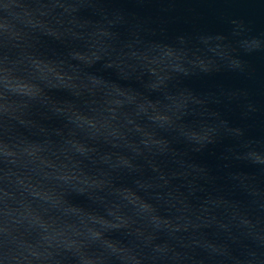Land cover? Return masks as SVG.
Listing matches in <instances>:
<instances>
[{
    "label": "water",
    "instance_id": "water-1",
    "mask_svg": "<svg viewBox=\"0 0 264 264\" xmlns=\"http://www.w3.org/2000/svg\"><path fill=\"white\" fill-rule=\"evenodd\" d=\"M106 6L150 18L153 21L152 27L164 29L159 38L166 43L175 44L177 48L157 47L151 51L123 53L119 49L127 35L126 31L121 29V39L117 41L108 29L97 27V6L89 3V0H38L35 3L30 0H0V105H12L27 95H39V89L32 85L35 79L49 82L53 80L58 86L79 87L75 84L76 76L63 69V62L57 65L40 57L70 53L72 69L88 68L104 77L89 78L84 86L93 93H105L107 111L112 114L113 119L118 118V115L123 117L121 111L126 105L137 103V97L126 88L140 87L143 69L152 73L151 86L155 90L164 87L168 81L175 80L180 73H207L206 76L185 80L183 85L192 91L172 97L170 110L177 114L191 112L189 125L181 129L185 136L200 143L209 140L215 142L208 152L191 158L211 169L212 176L218 182L221 170L218 168L217 156L226 154L225 149L233 143L232 138L243 134V122L240 120L237 98L233 97L231 103H225L206 93L221 88L247 87L254 91L258 102L264 103V95L260 94L258 84L232 76L224 66L231 59L232 53L238 51L226 37L232 32L230 21L244 19L251 27L252 36L264 32V0H152L144 5L135 4L132 0H122ZM165 8L169 11L162 12L161 9ZM81 9L88 11H80ZM179 35L187 37L188 41L184 45L177 42L176 37ZM202 37L205 38L202 40ZM249 46L256 47L258 42L249 41ZM247 59L255 66L258 76L264 79V58L256 55ZM110 80H119L124 87L109 88ZM140 107L144 111L154 112V119L173 123L171 117L160 112L151 101ZM78 119L85 126H98L95 120L88 117L78 116ZM226 121H230L233 127ZM131 123L134 121H124L125 125ZM136 128L145 134V145L149 144L157 151L159 148H166L165 141L156 140L139 125ZM104 131L122 145L118 154L105 156L104 162L108 163V167L120 169L130 166L131 161L125 156L134 153L136 146L127 145L115 128H106ZM261 131L264 130L255 127L250 134L259 135ZM69 150L71 153L80 151L86 154L90 151L89 146L82 143L69 145ZM34 151L39 154L41 149L37 147ZM248 158L264 162V155L255 151L249 152ZM44 163L47 164L48 161ZM240 171L241 183L252 187L253 193L258 194L256 187L260 184L261 177L257 169L241 165ZM65 172L70 175L66 179L74 180L71 182L72 187L97 192L95 209L90 211L82 208L89 206V201L83 197L74 198V203L82 207L66 206L55 196L47 204L40 199H33V212L45 206L58 209L60 220L47 225L51 243L37 245L32 249L25 247L22 251L9 250L5 253L9 259L14 255H20L21 259L27 257L25 264H57L56 258H66L65 264H180L178 255L193 253V249H184L176 242L169 249L164 238L159 242L160 248L156 249L154 242L149 240V233H137L133 219L119 205H104L102 198L109 195L110 200L115 199L126 208L134 206L137 215L149 219L153 212L151 205L144 202L133 188L115 189L117 196L111 197L106 190L112 187L109 179L90 176L84 171L79 173L78 170H72L71 164ZM150 178L142 177L145 183ZM33 191L28 186L27 174L22 169L17 168L4 174L0 179V222L11 226L17 219L23 218L21 213L31 219L30 210L23 203L21 193L27 195ZM145 195L151 198L150 193L146 192ZM219 196V199L210 201V206L221 219L245 227L254 237L259 234V240L251 243L247 252L234 246L233 253L245 259L257 254L264 255V246L260 243L264 241V227L256 225L255 217L252 223L244 217L231 221L229 210L233 208L232 201L226 199L224 193ZM177 207L181 206L177 203ZM200 215L203 218L201 222H214V217L207 210H202ZM179 223L183 225L184 221ZM122 231H132V234ZM179 235L185 240L199 238L201 249L206 250H196L200 256L212 254L216 256L217 264H230L227 257L217 253L209 240H204L195 233ZM209 237L214 238L212 233H209ZM251 264H257L256 260L253 259Z\"/></svg>",
    "mask_w": 264,
    "mask_h": 264
},
{
    "label": "clouds",
    "instance_id": "clouds-1",
    "mask_svg": "<svg viewBox=\"0 0 264 264\" xmlns=\"http://www.w3.org/2000/svg\"><path fill=\"white\" fill-rule=\"evenodd\" d=\"M30 2L35 3L38 0ZM117 2L122 0H89V3L97 6V27L108 29L117 41L121 39V29L126 31L127 35L120 45V51L133 53L151 51L157 47L177 48L175 44L166 43L159 38L164 29L152 27L153 21L150 18L106 6ZM132 2L144 5L152 0ZM161 11L168 12L169 9ZM230 24L232 32L221 35H226L238 51L232 53L231 59L225 62V70L232 76L258 84L260 94L264 95V79L258 76L255 66L247 59L256 55L264 58V32L250 35L251 27L242 18L232 19ZM149 36L152 39H147ZM204 38L202 37V40ZM176 40L181 45L188 41L184 35L177 36ZM249 41H257L258 46H249ZM40 58L57 65L63 62V69L76 76L75 84L79 87L58 86L53 80L49 82L35 79L32 85L39 89V95H27L12 105H0V179L8 171L19 168L27 174L28 186L34 190L27 195L21 193L24 197L23 203L30 210L31 219L21 213L23 218L14 221L11 226L0 222V264H25L27 257L21 259L20 255H14L9 259L5 253L9 250L22 251L25 247L32 249L37 245L51 243L47 225L60 220L58 209L45 206L33 212V199H40L47 204L55 196L66 206L82 207L74 203V198L83 197L89 201V206L82 208L90 211L95 209L98 202L97 192L72 187L71 182L74 180L66 179L70 175L65 172L69 164L72 170H78L79 173L84 171L90 176L109 179L112 187L106 190L111 197L117 196L115 189L133 188L144 202L151 205L153 212L149 219L137 215L134 206L126 208L123 203L115 199L110 200L109 195H105L102 201L106 207L110 204L119 205L123 212L133 219L137 233H149V240L154 242L156 249L160 248L159 242L162 238L169 249L173 242L179 243L184 249H193L191 255L177 256L180 264H217L215 255L203 257L196 251H206L201 249L199 238L185 240L181 238L180 233H195L202 239L209 240L217 253L227 257L230 264H251L253 259L257 264H264V255L257 254L245 259L232 251L236 246L247 252L251 243L259 240V234L254 237L245 227L221 219L210 206V201L219 199V194L224 193L225 198L232 201L233 208L229 210L231 221L244 217L252 223L255 217L256 225L264 227V162L248 158V153L252 151L264 155V131L259 135L250 134L251 129L255 127L264 130V103L257 101L252 89L221 88L206 93L225 103H231L233 97L237 98L240 120L243 122V134L232 138L233 143L225 149L226 154L217 156L218 168L221 170L217 182L211 174V169L191 158L208 152L215 142L209 140L200 143L185 136L181 129L189 125L191 112L177 114L170 110L172 97L192 91L184 86L183 82L193 77L206 76L207 73H180L175 80H170L164 87L155 90L151 86L152 73L143 69L140 87L126 88L130 94L137 97V103L126 105L121 111L123 117L118 115V118L113 119L112 114L107 111L105 93H93L84 86L89 78L104 77L88 68L72 69L70 53ZM108 86L124 87L119 80L108 81ZM149 101L156 104L160 112L168 114L173 123H163L154 119V112L142 110L140 105ZM78 116L95 120L98 126H85ZM125 120L134 123L125 125ZM226 123L233 127L230 121ZM137 125L156 140L165 141L166 148H159L157 151L149 144L145 145L143 141L146 136L137 131ZM106 128L117 129L127 145L136 146L134 153L125 156L131 161L130 166L120 169L108 167V163L104 162L105 156L112 157L122 148L118 140L105 134ZM76 143L88 145L89 153H71L69 145ZM37 147L41 149L39 154L34 151ZM241 165L257 169L261 177V182L256 187L258 194L253 193L252 187L241 183ZM148 176L151 178L145 183L142 177ZM21 183L24 181L21 180ZM146 192L151 194V198L145 195ZM177 203L181 207H177ZM202 210H207L214 217L213 223L201 222ZM181 220L184 221L183 225L179 223ZM122 232L132 234V231ZM209 233H212L214 238L210 239ZM260 243L264 246V241ZM56 259L57 264H65L66 258Z\"/></svg>",
    "mask_w": 264,
    "mask_h": 264
}]
</instances>
